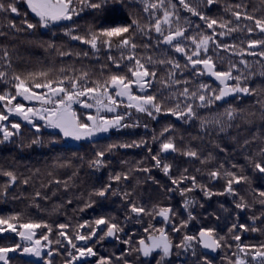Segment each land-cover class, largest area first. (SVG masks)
<instances>
[{
	"label": "trees",
	"instance_id": "1",
	"mask_svg": "<svg viewBox=\"0 0 264 264\" xmlns=\"http://www.w3.org/2000/svg\"><path fill=\"white\" fill-rule=\"evenodd\" d=\"M3 2L7 4L13 0H3ZM171 2L177 4L181 27H187L186 19L193 23V27L188 29L186 35H193L205 29L204 23L184 10L178 0H171ZM187 2L212 18L233 20L232 26L237 22L231 15V11L226 9L240 10L256 19H264V0H216L211 8L204 3V0H187ZM168 3L169 0H166V6ZM236 5L241 7L237 9ZM16 6L20 10V15L0 12V32L7 34L0 35V49L7 48L11 60V66H9L3 58V51L0 50V71L7 73L5 78L0 79V94L13 91L11 77L14 73L23 77L28 73L48 72L50 78L56 79L62 75L73 73L79 75L81 71H86L91 82L103 81L111 73L126 72L125 65L128 64L126 60L120 61V68H117L108 59L112 56L120 60L121 51L115 47V41L111 50L101 47L99 51H95L89 45L72 40L65 35L68 28H73L75 31L72 35L87 37L90 27L98 29L102 17L108 15L107 10L103 13L85 10L79 17L73 18L74 22H60L59 25L47 29L38 26L35 30H26L23 25L25 19L23 13H28L26 18L30 23H37L38 18L31 13L23 0H16ZM142 8V0H125L123 12L131 18L138 19L142 25L148 24L150 19L154 22L155 17L150 18L148 13L142 11ZM156 15L162 17L163 11H156ZM10 22H15L21 30L16 31L10 28L8 26ZM238 23L241 28L247 25L253 27L254 31L251 33L238 31L230 36H218L217 39L222 43L235 44L238 48H246L250 40L264 39V34H261L259 29H255L253 21L242 17ZM197 24L200 25V29L194 27ZM176 26V23H173L172 27ZM219 31L221 29L217 28V32ZM158 38H160L159 34L155 32L150 33V38L137 36L135 42L138 45H149L148 48L138 47L137 56H151L154 60L171 58L179 61L183 66L186 62L183 54L176 53L172 47L163 43L157 45ZM49 43L56 47H48ZM185 46L189 47L190 52V46L187 44ZM58 49L81 53V55L60 56ZM250 51H254L256 55L245 53L243 59L248 61V65L246 68L240 65V72L245 76L252 74L246 83L250 88L257 89L256 94L241 95L236 99L229 97L227 104L217 102L210 109H197L199 116L212 118L213 114L222 113L229 105L236 108L241 115L230 122L226 117L223 118L224 131H220L217 125L202 129L199 120L184 122L170 113L162 112L153 119L132 109L131 115L126 116L124 120V123L130 127L112 129L107 135L82 141L78 145H70L65 142L66 138L61 132L47 129L43 125H40V131L37 133L36 129L27 122L10 116L4 107L5 102L0 101V112L9 115V120L3 123L9 126L12 123L21 124L18 135L11 137L7 142L0 143V216L19 215L20 220L12 221L13 223L29 221L47 223L53 229L49 237L53 241L58 238L59 224L71 225L68 235L73 237L77 231L81 235L89 234L87 227L77 229L78 224L84 221L94 222L101 217L123 229L117 233L119 238L113 243H107L105 238L96 242L97 237L89 241L74 239L73 242L78 248L92 247L97 253L96 256L83 258L75 264H98L100 257L111 258V264H124V260H127L128 264H156V261L160 259L158 251L150 257H143L134 249L139 247L138 242L141 239L150 243L148 237L159 235L156 232L159 228H165L173 243V253L171 257L166 258L164 264H203V257L207 254L202 252L199 244L195 246L197 254L195 257L192 256L191 250L185 251L175 247L184 235H197L201 228H214L218 236L225 237L222 241L225 246L219 249L217 256L207 255L212 264H232L236 259L233 253L238 251L237 243L257 247L264 244V204L260 203L264 197L259 196V192L264 191V175L254 168L255 163L264 164V155H261V149L264 148V75H261L264 73V57L259 55L261 51H264V47H255ZM85 52L88 53L87 56L83 55ZM128 54L125 50L124 55ZM209 55H212L211 49ZM220 57L224 58L223 65L219 62ZM240 59L241 57L224 51H221L219 56H214L218 71L226 70L229 61L239 63ZM62 68L66 70L64 73L60 71ZM149 70H152L151 66ZM167 71L166 65H156L157 82H154L153 88L148 90V94H155L158 100H162L164 108L175 106V102L168 99L170 91L158 83L161 79H167ZM190 73H192L191 68L184 70L182 76L177 74V79L191 81L188 85L190 91L199 83L209 84L213 88L221 86L208 75L196 77ZM237 74L233 72V75ZM37 82L41 80L37 78ZM89 86H92L91 83ZM135 93L140 94L138 91ZM17 102L20 103L22 100L17 97L15 101H12L13 104ZM91 102L89 100V103ZM72 108L81 120H85L88 114L96 115L95 108L85 109L80 104H73ZM118 111L121 115L125 113L123 107ZM101 115L112 118L114 113L105 111ZM229 124H231L230 127ZM169 125L173 130L161 136L160 133ZM153 137L156 139L154 140ZM169 137L174 140L178 151L160 152V144ZM36 139H39L41 144H33L32 141ZM0 140H3L2 132H0ZM142 140L147 143L139 147H117L111 152L107 151L108 146L112 144H132ZM189 150L196 151L198 158L183 154ZM98 151H105L104 166L90 167V162L96 158ZM157 154L162 163L171 165L168 174H165L162 168L154 166L152 157ZM9 171L13 172L18 179L8 188L5 195L3 186L7 184L9 178L3 173ZM213 171H219L220 177L215 179L210 177L209 173ZM225 171L235 172L237 176H246L248 180L233 184L235 192L228 194L225 191L227 184ZM116 174H121L122 177L126 174L127 178H122L120 181L111 179ZM181 176H195L198 187L193 188L192 181L181 180ZM24 180H28V184H23ZM173 180L180 183L173 184ZM57 181L60 183H56ZM108 184L112 187L104 197L94 194ZM200 186L213 194L206 196ZM182 189L193 190L182 195ZM37 191L42 194L41 197L35 196ZM113 192L117 194L113 195ZM125 193L129 195L125 196ZM44 196L48 199L42 198ZM185 200L192 201L187 208L184 207ZM241 202L247 205L243 209L236 207ZM132 203L138 207L143 206L146 213L151 215L131 212ZM88 204H91V207H86ZM160 208L172 209L170 222L156 219V211ZM189 213L194 219L189 220ZM182 221H188L187 227L181 228L179 232H173L172 225L179 226ZM233 224L237 225L235 229H232ZM241 224L246 225L248 230L240 229ZM145 228L149 229L147 233L144 231ZM253 228L259 231H252ZM229 229L232 231L229 232ZM106 230L104 225H100L97 236L103 235ZM45 231V229L37 230L36 237L39 238ZM235 235H240L239 242L232 238ZM125 240H130V243H123ZM14 243H21L19 236L15 233L7 232L0 235V247H10ZM52 248L60 249L59 254L53 253V264H65L68 258L65 248L73 251L66 240H63L61 245L53 243ZM120 257L123 258L118 259ZM9 258L11 264H22L21 258L15 253L10 254ZM24 259L31 260L32 264H45L44 260L30 257ZM246 259L249 264H257L256 261L251 260L250 256Z\"/></svg>",
	"mask_w": 264,
	"mask_h": 264
},
{
	"label": "snow or ice",
	"instance_id": "2",
	"mask_svg": "<svg viewBox=\"0 0 264 264\" xmlns=\"http://www.w3.org/2000/svg\"><path fill=\"white\" fill-rule=\"evenodd\" d=\"M37 18V23H30L27 20L28 13L25 12L23 15L25 19L23 21L24 28L26 30H35L38 26L40 28H49L54 25H59L63 21H73L74 17H79L81 13L85 10H94L103 13L105 10L108 11V15L102 17V22L100 23L98 29L89 28V34L87 37L81 35H72L75 29L68 28L65 35L69 36L72 40L81 41L87 44L91 49L99 51L101 47H105L109 50L113 47V42L115 41V47L121 51L120 60L109 56L108 59L117 68H120V61H127L128 64L125 65L126 72L124 73H111L103 81L93 80L89 82V74L86 71H81L79 75L68 74L62 75L60 78H50L48 72L39 73H28L25 76L19 74H13L11 77V83L13 85V91H8L0 94V101H4V107L7 109L8 114H15L21 117L23 121H26L29 125L33 126L38 133L40 131V126L37 123V119L42 120L44 124L49 128L59 129L64 137H73L76 140H81L85 138L93 137L99 133H107L111 129H122L130 127V125L125 124L124 120L126 116L131 115L132 109H135L138 113H144L153 119L161 114H171L184 122H190L192 120H199L202 129L211 126H219L220 131H224L225 124L222 122L223 118L233 121L241 115L236 108L229 105L224 109L222 113H215L212 118L199 116L197 109L208 108L216 105L217 102L228 103V98L236 99L241 95L251 96L256 94V88H250L246 83L250 77L245 76L240 72V65L245 68L248 65V61L243 59L245 53L255 56L254 51L250 49L255 47H264V39L261 40H250L246 48H238L235 44L222 43L218 36H230L232 33L238 31H247L251 33L254 31L253 27L245 25L241 28L239 21L242 17L247 20L254 22L255 29H259L261 34H264V19H256L254 16L248 15L246 12L240 10L232 11L231 9H226V11H231V15L235 18L234 24L233 20L216 19L209 15L204 14V12L198 10L187 0H178V3L184 10L191 13L193 16L197 17L205 25V29L196 32L193 35H186L189 28L193 27L192 21L186 19L185 23L187 27H181L179 24L180 15L179 9L176 3H172L169 0L166 6V0H142L144 13H148L150 18L155 17L154 22L149 21L148 24L142 25L138 19L131 18L130 15L123 12L125 5V0H23ZM204 3L211 8L216 3V0H204ZM237 9L241 6L236 5ZM162 10V17L156 15V11ZM0 12L3 13H15L20 15V10L16 6V0L10 3H4L0 0ZM98 19H101L98 17ZM74 22V21H73ZM173 23H176V27L173 28ZM110 25V26H105ZM10 28L20 31L21 29L17 27L15 22H10L8 25ZM196 29H200V25L194 26ZM217 28L221 31L217 32ZM210 30V34H209ZM155 32L159 34L157 45L163 43L174 49L176 53L183 54L185 58V64L182 66L179 61L168 58V59H157L154 60L151 56L139 57L137 56L138 47L148 48V44L138 45L135 41L137 36L149 37L150 33ZM0 35H7L4 32H0ZM189 45L191 51L189 52ZM48 47L55 48L56 45L49 43ZM212 51V55H209V51ZM3 51V58L5 62L11 66V60L9 59V52L7 48L0 49ZM129 54L124 55V51ZM221 51L231 53L233 56L241 57L239 63L229 61L226 70L218 71L216 61H214V56H219ZM60 56H79L81 53H72L59 51ZM87 56L88 53H83ZM260 56L264 57V51L259 53ZM142 60L144 62H142ZM219 62L221 65L224 64V58L220 57ZM156 65H166L168 67L167 79H161L158 83L162 84L165 89L170 91L169 100L175 102L174 107H163L162 100L157 99V95L148 94V90L153 88V83L157 82V72ZM149 66L152 70H149ZM191 68L192 73L196 77L199 76H211L214 77L221 85L218 88H213L209 84L199 83L194 89L190 91L188 85L191 83L189 79H177V74L183 75L184 70ZM61 73L66 70L61 69ZM233 72H237V75H233ZM264 75V73H261ZM7 76L6 71H0V79ZM37 78L41 82H37ZM91 83L92 86H89ZM243 85V86H242ZM179 86V87H178ZM136 88L140 94H136L133 89ZM175 89V91H172ZM17 97L22 98L24 101H38L40 107L26 106L24 103H15ZM89 100L92 102L89 103ZM261 103V101H257ZM73 104H80L85 109L95 108L96 115L88 114L85 120L77 115L73 110ZM123 107L125 109L124 115H121L118 111ZM114 113L112 118H108L105 115H101L102 112ZM9 120V115L4 112H0V132L3 133V140L0 143H4L10 140L11 137L19 134L21 129L20 123H12L10 126L4 124V121ZM229 127L231 124L228 125ZM147 127V125H145ZM172 126L169 125L163 129L160 133L161 136L164 133L172 131ZM155 140L156 137H153ZM33 144H41L39 139L33 140ZM146 141H140L139 143L133 142L132 144H112L107 148L108 152H111L117 147L129 148V147H139L142 144H146ZM247 143V141H246ZM151 152V149H148ZM174 140L169 137L165 139L160 144V152H176ZM189 157L198 158V153L194 150H189L183 153ZM157 156H153L154 166L162 168L165 174H168L171 169V165L167 163H162V161ZM261 155H264V148L261 149ZM105 151H98L96 153V158L90 162V167L99 168L104 166ZM202 163L204 161H201ZM222 167V166H221ZM254 168L264 175V164L255 163ZM142 171H150L149 169H141ZM186 171V170H185ZM3 175L7 176L8 182L3 186V193L6 195L9 187L17 182V176L9 171L4 172ZM221 173L219 171H213L209 173L212 178H219ZM224 175L227 177V184L225 191L228 194H233L235 192L233 184H240L242 181L246 182L248 177L240 175L237 176L235 172L225 171ZM122 178L126 179L127 175L123 177L121 174H116L111 177L115 181H120ZM189 179L192 181L193 188L198 187L196 184L195 176L184 177L181 176V180ZM173 184H179L180 181L173 180ZM23 184H28V180L22 181ZM56 183H60L57 181ZM65 187L67 183L65 182ZM111 184H108L104 188L98 190L94 194L100 197H104L111 189ZM201 190L205 192L206 196H211L213 193L205 190L203 186H200ZM193 189H182L181 194L185 192H190ZM113 195L117 193L113 192ZM223 195L224 193H219ZM41 193L37 191L35 193L36 197H41ZM128 196V193L124 194ZM260 197H264V191L259 192ZM48 199L47 196L42 197ZM241 201L243 198L241 197ZM71 203V201H69ZM192 201L185 200L184 207L187 208ZM264 204V199L260 201ZM247 205L241 202L236 205L237 208L243 209ZM38 207V205H37ZM86 207H91V204L86 205ZM131 212L136 214L145 213L151 215V213H146V209L143 206H137L135 203L131 204ZM170 213L172 209L170 208H160L156 211V215L162 217L165 221L170 222ZM194 219L189 213V220ZM20 216H0V234L11 232L15 233L19 238L24 241V244L14 243L10 247H0V261L3 264H11L9 258V253L17 254L22 261V264H32L31 260L24 259L25 257H37L42 258L45 264H53L52 256L53 253L59 254V248H52L53 243L56 245H61L63 240L67 241V244L71 246L73 251H69L65 248L67 253V260L65 264H75V262L82 260L83 258L96 256L97 253L92 247L84 246L77 247L76 241H89L93 237H97L96 242L103 240L105 237H117V233L123 231L117 224L112 223L103 217L96 219L94 222L84 221L82 224H78L77 229H84L87 227L89 229L88 235H81L79 231L73 236L68 235V229L71 227L69 224H59L57 226L58 232L57 237L54 241L50 239V235L53 229L47 223H35V222H25V223H13L12 221H19ZM188 221H182L179 226L172 225L173 232H179L181 228L187 227ZM95 225V227L93 226ZM100 225L106 227V231L103 235L97 236V230ZM237 227L236 224L232 225V229ZM240 229L248 230L246 225H239ZM45 229L39 238H36L37 230ZM229 229V232L232 231ZM252 231H259V229H251ZM144 231L147 233L148 228ZM159 235H151L148 240L151 242H146L145 239H141L138 242L139 247L134 249L137 253L143 257H150L153 253L159 252L160 259L156 261V264H164L166 258L171 257L173 253V243L165 231V228H159L156 230ZM62 238V239H61ZM119 237H117L118 239ZM235 241L239 242L241 240L240 235H235L232 237ZM225 237H220L216 234L214 228H201L197 235H184L181 242L175 247L177 249H184L185 251L191 250L192 256L195 257L196 250L195 246L197 244L202 245L204 249H210L215 251L221 249L225 245L222 241ZM125 244H129L130 240L123 241ZM231 247V245H227ZM237 252L233 255L236 259L232 264H249L247 257H251V260L256 261L257 264H264V244L259 245H247L237 243ZM120 257L118 259H122ZM98 264H111V258L100 257ZM124 264H128L127 260H124ZM203 264H212V261L207 258V255L203 257Z\"/></svg>",
	"mask_w": 264,
	"mask_h": 264
},
{
	"label": "rangeland",
	"instance_id": "3",
	"mask_svg": "<svg viewBox=\"0 0 264 264\" xmlns=\"http://www.w3.org/2000/svg\"><path fill=\"white\" fill-rule=\"evenodd\" d=\"M63 22H67V21H63ZM210 77H211V76H210ZM211 78H213L216 82L219 83V81H217L214 77H211ZM133 91L135 92V91H138V90H137L136 88H134ZM138 92H139V91H138ZM18 98L22 100V98H20V97H18ZM20 103H24L26 106L40 107V103H39L38 101H24V100H22V102H20ZM9 115H10V116H13V117H15V118H18V119H20V120H22L21 117H18V116H16L15 114H9ZM22 121H23V120H22ZM24 122H26V121H24ZM37 123L39 124V126H40V125H43V126L46 127L47 129H51V130H55V131H59V132H61L59 129H56V128H49V127H47V126L44 124V122H43L42 120L37 119ZM111 130H112V129H111ZM111 130H110V131H111ZM110 131L107 132V133H99V134L94 135L93 137L85 138V139H81V140H76V139L73 138V137H65V138H66V141H65V142H66L67 144H70V145H78V144H80L82 141L90 140V139H94V138H97V137H100V136L107 135V134L110 133ZM61 133H62V132H61ZM3 234H5V233H3ZM0 235H2V234H0ZM36 238H37V237H36ZM20 240H21V239H20ZM21 243L24 244L25 242L21 240ZM10 254H12V253H9V255H10ZM30 258H33V259H36V260H43L42 258H37V257H30ZM0 264H3V262L0 261Z\"/></svg>",
	"mask_w": 264,
	"mask_h": 264
},
{
	"label": "water",
	"instance_id": "4",
	"mask_svg": "<svg viewBox=\"0 0 264 264\" xmlns=\"http://www.w3.org/2000/svg\"><path fill=\"white\" fill-rule=\"evenodd\" d=\"M156 219H157L158 221H165L162 217H160V216H158V215H156ZM116 239H117V237H105V240H106L107 243H113V242L116 241ZM200 246H201L202 252H203L204 254L210 255V256H212V257H216V256H217L219 249H217V250H215V251H212V250H210V249H204V248L202 247V245H200Z\"/></svg>",
	"mask_w": 264,
	"mask_h": 264
}]
</instances>
